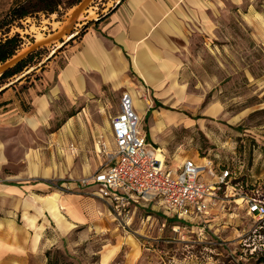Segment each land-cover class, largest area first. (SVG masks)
I'll return each mask as SVG.
<instances>
[{"label":"rangeland","instance_id":"374dc122","mask_svg":"<svg viewBox=\"0 0 264 264\" xmlns=\"http://www.w3.org/2000/svg\"><path fill=\"white\" fill-rule=\"evenodd\" d=\"M61 1L57 13L27 17L8 29L10 36L19 34L23 43L14 57L0 64V76L31 56V65L11 78L26 80L18 88L22 93L42 78L45 64L82 36L84 23L98 19L119 0H78L70 8L76 0ZM16 2L0 0V21ZM208 7L206 13L178 22L169 44L157 51L165 63L164 69L154 71L160 75L156 77L161 81L159 93L131 70L124 80L140 95L143 110L144 101L150 106L140 129L163 153L169 168L184 159L195 163L205 159L235 173L232 184L250 188L259 183L264 189V0H211ZM63 61V56L57 60L59 67ZM11 79L0 80V94ZM123 90L129 89L112 90L102 85L98 95L73 104L58 97L51 103L50 125L39 130H30L23 123L0 125V138L8 141V163L0 172V183L23 178L26 157L37 144H44L32 138L56 132L68 117L78 115L83 132L89 133L85 140L90 147L82 163L75 162L64 176L47 179L51 193L68 199V206L71 199H78L72 202V209L64 206L61 214L70 222L73 211L81 224L70 226L66 233L52 225L45 233L53 243L48 254L30 264H226V253L218 246L224 240L235 245L232 239L248 225L235 205H229L225 216L211 215L198 226L183 227L155 203L130 205L123 219L116 218L102 201L77 187L78 180L88 176L85 170L92 159L104 160L101 144L110 151L102 125L91 123L95 108L90 105L102 106L106 116H112ZM20 108L30 113L31 100L23 99ZM77 146L73 144L70 151L73 157L78 155ZM30 198L26 208H35L30 206L34 197Z\"/></svg>","mask_w":264,"mask_h":264},{"label":"crops","instance_id":"0c3cea01","mask_svg":"<svg viewBox=\"0 0 264 264\" xmlns=\"http://www.w3.org/2000/svg\"><path fill=\"white\" fill-rule=\"evenodd\" d=\"M209 4L211 0H119L111 8V13H104L102 20L98 18L91 22L77 41L42 67V78L35 82L33 88L20 92L18 88L26 81L21 77L7 83L0 94V125L23 123L30 130H39L50 125L51 103L58 97L71 104L74 101L81 103L98 95L102 85L112 90L126 86L129 90L121 93L132 97L134 112L142 122L149 111L143 110L140 95L124 80L125 73L131 70L139 80L159 93L161 81L156 77L160 75L154 71L164 69L165 63L158 58L157 51L169 44L171 30L176 29L178 22L206 13ZM62 56L63 66L59 67L57 60ZM23 99L31 100L30 113L20 108ZM154 105L158 106L156 101ZM90 106L95 108V118L91 123L98 121L102 125L111 151L113 140L109 119L117 114L118 107L114 115L106 116L102 106ZM82 125L86 126V123L83 121ZM36 139L44 144H37L26 157L24 177L16 183H0V264L40 262L53 245L49 235L45 237L52 225L59 232L66 233L71 230L70 226L81 224L78 214L73 211L69 216L70 222L65 221L61 214L64 206L72 209V202L78 199H71L68 206V199L62 200L58 194L51 193L47 179L64 176L75 162L82 163L90 147L88 131L83 132L77 115L68 117L56 132L32 138L33 141ZM73 144L78 145L75 157L70 153ZM7 145L8 141L0 138V172L8 163ZM103 164L104 160L97 161L96 157L85 171L91 175ZM29 195L34 197L30 206L35 208H26L28 200H31ZM112 260L113 257L108 263Z\"/></svg>","mask_w":264,"mask_h":264},{"label":"built area","instance_id":"2783aa9c","mask_svg":"<svg viewBox=\"0 0 264 264\" xmlns=\"http://www.w3.org/2000/svg\"><path fill=\"white\" fill-rule=\"evenodd\" d=\"M144 103L147 111L150 106ZM117 107V114L109 119L113 149L106 151L101 144L103 167L79 179L77 187L102 201L120 219L130 205L155 203L168 218L198 226L211 215L225 216L233 204L243 211L248 225L232 239L235 245L224 240L218 246L226 253V264H264L262 185L243 188L232 184L237 178L235 173L205 159L200 163L184 159L169 168L163 153L141 132V119L134 112L132 97L121 93Z\"/></svg>","mask_w":264,"mask_h":264},{"label":"trees","instance_id":"16d2710c","mask_svg":"<svg viewBox=\"0 0 264 264\" xmlns=\"http://www.w3.org/2000/svg\"><path fill=\"white\" fill-rule=\"evenodd\" d=\"M78 4V0L72 2L68 7H72ZM62 6L61 0H17L12 8L5 14L4 18L0 21V30L5 29L4 33L0 36V64H4L12 57L15 56L17 51L20 49L23 41L19 34L9 35V28L14 25V23L19 22L27 17L37 16L38 14H54L58 12L59 7ZM112 9H108L107 13H111ZM99 20L101 16L98 17ZM91 22L85 23L80 28V33L82 34L84 30L88 27ZM74 38L73 40H75ZM72 40V41H73ZM70 43H68L69 45ZM32 57L29 56L26 59H22L17 62L14 66L6 69L0 76V80H8L16 75L21 74L27 67L31 65ZM50 61V60H49ZM176 220V219H173ZM187 227L180 221H177ZM48 254V253H47ZM46 254V255H47Z\"/></svg>","mask_w":264,"mask_h":264},{"label":"bare ground","instance_id":"6f19581e","mask_svg":"<svg viewBox=\"0 0 264 264\" xmlns=\"http://www.w3.org/2000/svg\"><path fill=\"white\" fill-rule=\"evenodd\" d=\"M90 13H92V12H90ZM176 166V165H175Z\"/></svg>","mask_w":264,"mask_h":264},{"label":"water","instance_id":"95a60500","mask_svg":"<svg viewBox=\"0 0 264 264\" xmlns=\"http://www.w3.org/2000/svg\"><path fill=\"white\" fill-rule=\"evenodd\" d=\"M95 21H97V19Z\"/></svg>","mask_w":264,"mask_h":264}]
</instances>
